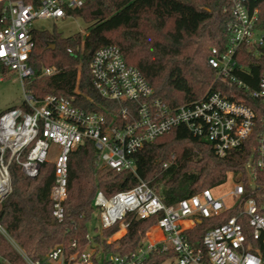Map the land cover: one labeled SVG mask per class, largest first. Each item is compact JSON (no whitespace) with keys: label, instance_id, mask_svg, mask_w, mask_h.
<instances>
[{"label":"built area","instance_id":"2783aa9c","mask_svg":"<svg viewBox=\"0 0 264 264\" xmlns=\"http://www.w3.org/2000/svg\"><path fill=\"white\" fill-rule=\"evenodd\" d=\"M3 1L1 22L6 24L0 28V62L21 79L24 101L0 114V204L12 192L13 161L26 177L35 178L42 164L52 159V214L62 220L69 155L87 139L97 150L96 164L117 171H135L133 154L180 125L211 142L218 156L254 140L245 164L249 188L245 181L236 180L227 193H215L221 185L209 187L172 204H166L143 180L111 196L99 190L94 198L99 227L119 223L127 231L133 219L157 215L153 230L149 229L140 245L129 253L99 257L89 246L67 254L59 244L39 259H32L0 223V231L25 263L94 264L97 257L100 264H141L151 251L160 249L175 252L172 264H264V213L254 192L256 186L264 188V180L258 184L259 174L264 173V69L256 80L252 72V65L264 67V27L257 25L259 7L252 4L253 0H230L225 9L232 14L227 46L213 47L209 56L216 79L227 86L226 91L211 87L199 99L170 106L154 96L151 83L136 66L127 63L116 44L96 49L90 62L94 87L117 104L116 108L105 107L106 112L85 110L75 104L74 98L65 96L36 98L24 86V78L33 74L29 58L35 44V21L70 16L68 10L81 7L85 0H41L38 6L23 0ZM242 46L248 48L245 61L252 55V64L242 62ZM54 70L45 68L43 72L51 74ZM249 98L255 102L250 103ZM234 208L236 214L205 232L201 246L189 241L186 231L193 229L199 218L218 217ZM185 221L192 225H185ZM86 237L93 241L92 230ZM72 245L76 247V242ZM0 264L14 263L0 255Z\"/></svg>","mask_w":264,"mask_h":264},{"label":"trees","instance_id":"16d2710c","mask_svg":"<svg viewBox=\"0 0 264 264\" xmlns=\"http://www.w3.org/2000/svg\"><path fill=\"white\" fill-rule=\"evenodd\" d=\"M23 1L35 6L41 2ZM229 4L230 0H85L81 7L68 10L69 15L80 16L88 23L85 34L78 31L64 36L56 29L32 31L35 44L29 65L33 74L24 78V86L36 98L48 94L74 98L77 106L88 111L106 112L105 107L116 108V102L102 97L95 89L90 69L93 52L113 43L120 48L127 63L136 66L151 83L154 96L170 106L199 99L211 87L226 91L227 86L216 79L209 56L213 47L224 49L227 46L232 14L225 9ZM252 4L259 7L257 25L264 27V0H253ZM3 7L2 0L0 28L6 24L1 22ZM246 52L248 48L242 46V62L250 63L252 55L245 61ZM51 67L55 68L53 73L43 72ZM262 69L260 65H252L255 80ZM8 70L0 62V71L7 74ZM248 101L255 102L252 98ZM253 142L250 140L218 156L211 142L180 125L147 142L133 154L135 171H117L97 166V150L87 139L69 155L67 199L62 220L52 214L53 160L43 163L35 178L26 177L18 162L13 161L10 165L12 192L0 204V223L32 259H39L59 244L67 254L83 251L95 243L102 245L103 255L129 253L140 245L157 215L133 219L118 244L108 243L106 237L100 235L91 242L86 235L90 231L88 223L95 212L94 198L99 190L111 196L143 180L166 204H172L204 188L226 183L230 172L236 180L245 181L249 188L245 164ZM263 180L264 173H260L258 184ZM254 192L264 213V188L256 186ZM236 212L234 208L218 217L199 218L197 225L186 231L189 241L201 246L202 237L209 228ZM119 227L116 223L105 228V236ZM124 232L122 229L117 235ZM74 241L76 247L72 245ZM0 255L14 264H26L1 231ZM174 256L173 250L156 249L141 264H165ZM94 264H100L97 257Z\"/></svg>","mask_w":264,"mask_h":264},{"label":"rangeland","instance_id":"374dc122","mask_svg":"<svg viewBox=\"0 0 264 264\" xmlns=\"http://www.w3.org/2000/svg\"><path fill=\"white\" fill-rule=\"evenodd\" d=\"M34 26L38 30L53 31L54 29H56L57 31L61 32L64 36H69L78 31H81L83 34H85L88 23H86L84 19L80 16L70 15L63 18L38 19L37 21H35ZM51 43L52 45H54L53 41ZM23 101H24V90H23L22 81L18 77V75L10 70L7 71V74H3L0 71V114L14 105L17 106L21 105ZM101 168H105V167H101ZM235 181H236V177L234 176L233 173L230 172L228 174L227 182L224 183V185H221L219 188H217L215 193L216 194L227 193L233 187ZM230 200L231 198L228 197L227 201L230 202ZM155 222L156 219L153 221L152 225L148 227L146 233L149 229H151L154 226ZM88 227L90 230H92V233H94V238L96 235H100L101 237H106L108 243L118 244L120 238L123 237L127 232L125 230L123 234L117 235L122 229H124L122 227H119L112 234L105 236L104 234L105 228L99 227V220L96 212L93 213L88 223ZM146 233L143 235L141 241L146 236ZM92 245L93 246L90 247L93 248L94 251H96L99 257L103 255L101 244L95 243ZM165 264H172V259L167 260Z\"/></svg>","mask_w":264,"mask_h":264},{"label":"crops","instance_id":"0c3cea01","mask_svg":"<svg viewBox=\"0 0 264 264\" xmlns=\"http://www.w3.org/2000/svg\"><path fill=\"white\" fill-rule=\"evenodd\" d=\"M186 222H189L191 225H192V223L190 222V221H185L184 223H185V225H188V224H186Z\"/></svg>","mask_w":264,"mask_h":264}]
</instances>
